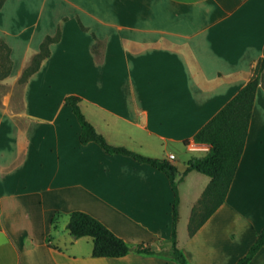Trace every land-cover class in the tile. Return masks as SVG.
I'll return each instance as SVG.
<instances>
[{"label":"crops","instance_id":"0c3cea01","mask_svg":"<svg viewBox=\"0 0 264 264\" xmlns=\"http://www.w3.org/2000/svg\"><path fill=\"white\" fill-rule=\"evenodd\" d=\"M57 28L39 68L19 89L0 91V264H177L162 254L93 257L91 238L69 234L77 210L130 246L166 252L173 193L157 168L81 144L65 99L80 98L108 144L180 174L208 150L193 135L264 58V0H3L7 83ZM208 182L196 171L179 182L176 246L187 264H235L264 227L263 84L225 201L189 237L184 205L191 213ZM247 264H264V248Z\"/></svg>","mask_w":264,"mask_h":264},{"label":"trees","instance_id":"16d2710c","mask_svg":"<svg viewBox=\"0 0 264 264\" xmlns=\"http://www.w3.org/2000/svg\"><path fill=\"white\" fill-rule=\"evenodd\" d=\"M3 0H0V5ZM60 38V29L53 35H46L39 44L38 52L32 57L29 65L22 71L18 83L23 84L38 68L41 62L50 54L49 46ZM95 39V38H94ZM0 45L6 49V63L9 74V48L0 40ZM101 43L95 41L92 50L98 52ZM264 85V58L258 59L252 67V73L247 82L237 93L200 129L193 135L195 143L208 145L204 155L192 157L182 173L167 160L145 157L124 147L112 146L95 131L84 118L79 108L80 98L74 95L66 97L65 101L71 108L79 127V142L85 144L94 142L108 153L129 156L138 162L147 163L165 173L169 179L173 193V203L170 223V247L166 252H156L148 245H128L115 235L103 223L82 211H72L68 215L66 228L74 238L89 237L92 240L91 256L122 257L130 252L139 254H162L174 260L177 264H187L184 254L176 246V225L178 221V184L190 171H196L209 177V182L200 197L191 208L188 220V235L192 237L197 229L225 201L230 184L235 175L247 136V129L252 114V107L258 86ZM264 248V227L258 232L247 253L235 264H247L260 248Z\"/></svg>","mask_w":264,"mask_h":264},{"label":"rangeland","instance_id":"374dc122","mask_svg":"<svg viewBox=\"0 0 264 264\" xmlns=\"http://www.w3.org/2000/svg\"><path fill=\"white\" fill-rule=\"evenodd\" d=\"M6 52L7 51H6L5 47L0 45V91L9 90V89L16 90V89H19L21 87V84L18 83V80L14 81L13 83H7L11 79H9V78L6 79L7 76H5L6 70L9 67L8 64L6 63V59H5V57L7 55ZM188 182L189 181H187V183H185L184 186H187ZM184 208H185V216L183 218V221L186 220V215H187V219H188V216L190 214V207L187 206V203L184 205ZM183 227H184V231H185L186 222H183Z\"/></svg>","mask_w":264,"mask_h":264},{"label":"built area","instance_id":"2783aa9c","mask_svg":"<svg viewBox=\"0 0 264 264\" xmlns=\"http://www.w3.org/2000/svg\"><path fill=\"white\" fill-rule=\"evenodd\" d=\"M169 158H173V155H169Z\"/></svg>","mask_w":264,"mask_h":264}]
</instances>
